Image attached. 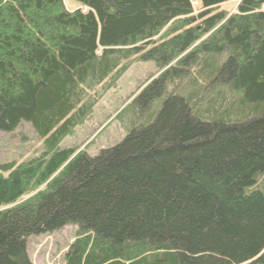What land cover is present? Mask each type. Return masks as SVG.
<instances>
[{
	"label": "trees",
	"instance_id": "trees-1",
	"mask_svg": "<svg viewBox=\"0 0 264 264\" xmlns=\"http://www.w3.org/2000/svg\"><path fill=\"white\" fill-rule=\"evenodd\" d=\"M234 1L0 0V131L46 145L0 165V264L66 226V264H264V0ZM132 59L160 74L128 135L61 149Z\"/></svg>",
	"mask_w": 264,
	"mask_h": 264
},
{
	"label": "rangeland",
	"instance_id": "rangeland-1",
	"mask_svg": "<svg viewBox=\"0 0 264 264\" xmlns=\"http://www.w3.org/2000/svg\"><path fill=\"white\" fill-rule=\"evenodd\" d=\"M240 1L236 0L235 3L223 5L221 9L233 14ZM67 7L70 10L80 8L74 4ZM199 11L197 8L195 14ZM159 74L153 61L132 59L130 67L116 85L102 95L92 113L75 128L71 136L62 142L60 148L76 149L77 153L84 151L90 157H96L102 150L122 142L135 124L139 108H142L139 104L129 109L125 107L150 79ZM192 82L193 76L187 79V84H190L189 89L193 86ZM179 84L180 82L176 85ZM163 102L164 98L153 105L150 113L152 119L161 110ZM45 150V140L35 132L30 123L22 122L14 132L0 131V165L10 162L23 163L40 156ZM254 189L264 191V177L258 181ZM31 197L32 195L27 196L22 201ZM76 233L77 227L66 226L51 234L32 236L28 241V254L32 264H66L65 257L75 241Z\"/></svg>",
	"mask_w": 264,
	"mask_h": 264
}]
</instances>
